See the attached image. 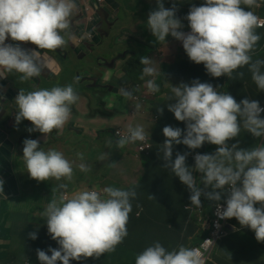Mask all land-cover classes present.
<instances>
[{"label":"clouds","instance_id":"clouds-1","mask_svg":"<svg viewBox=\"0 0 264 264\" xmlns=\"http://www.w3.org/2000/svg\"><path fill=\"white\" fill-rule=\"evenodd\" d=\"M104 1L94 0V3L99 8ZM155 2L156 7L149 11L146 21L148 30L157 41H165L166 35L181 41L187 57L194 63L202 62L207 74L217 77L220 84H225L234 70L246 65L256 88L264 90V59L253 60L251 55L260 39L255 29L264 25L260 22L261 17L250 10L264 5V0H204L199 6H191L187 12L188 32L179 30L183 25L175 15V6L166 8L162 0ZM76 8L77 0H0V78L15 72L20 74L18 79L23 82L39 77L45 70L58 75L61 68L48 52L67 43L65 35L70 34V21ZM97 11L90 15L85 29L90 21L97 26ZM7 39L31 42L36 47L25 49L19 44L6 42ZM139 60L143 65L141 78H153L148 79L146 85H134L138 97L145 95L137 103L147 102L151 93L159 91L151 58L140 56ZM224 86L227 89V85ZM120 93L124 97L132 96L128 89L121 88ZM171 93L170 99L174 98V102L166 106L175 120L184 122L185 127L183 130L171 125L162 127L165 137L162 143L163 166L170 168L189 189L190 205L197 208L196 212L203 210L201 200L207 203L208 199L220 201L222 194L227 193L223 208L217 204L218 217L228 218L225 237L227 224L235 217L241 226L253 231L258 242L264 241V116H261L264 105L255 99L237 101L227 91L219 92V86L213 87L212 83L201 82L198 78H193L191 84H176ZM77 99L72 84L19 90L15 95L18 109L15 121L18 124L26 119L31 122L28 131L48 134L68 122L70 106ZM135 107L138 109L140 105ZM99 117L97 120H101ZM242 128L253 137H261L262 143L252 148L238 147V141L229 144L228 141L237 137ZM116 129L112 130L114 136ZM120 129L126 131L119 138L115 136L120 147L128 143L135 146L134 142L144 141L148 132L139 124ZM205 142L217 147L212 153H195L191 166L185 162L187 153L177 152L173 158V145L183 144L188 149H197ZM22 143V157L30 178L37 181L72 179V161L62 152L53 148L44 150L34 138H25ZM76 156L81 161L84 158L80 152ZM77 167L82 172L89 171L83 162ZM194 172L201 175L197 177ZM201 183L208 191L199 186ZM2 186L3 179L0 178V192ZM67 187L64 183L59 185L60 189ZM135 196L134 187L105 186L99 190L78 191L71 196L61 194L58 200L52 199L40 217L58 247L49 246L47 252L37 248V260L40 264H57L58 261L59 264H71V261L114 251L127 236L131 199ZM257 202L259 206H254ZM28 235L31 239L37 238L36 232ZM196 245H179L176 249L166 250L159 241H154L136 255L135 264H205L204 253L194 248ZM213 250L206 264L210 263Z\"/></svg>","mask_w":264,"mask_h":264},{"label":"crops","instance_id":"crops-1","mask_svg":"<svg viewBox=\"0 0 264 264\" xmlns=\"http://www.w3.org/2000/svg\"><path fill=\"white\" fill-rule=\"evenodd\" d=\"M131 1L137 0H105L99 5V9L95 5L94 0H77V8L75 14L71 17L70 34L68 35L73 40L72 44L77 45V51H82L83 54L84 52L87 53L86 47L89 48L91 45L94 46V44L100 43L102 31L106 32L111 25L115 26L117 23H121V19L126 21L131 13V6L128 4ZM162 2L166 8L175 6V15L181 20L183 25L179 30L188 32L190 29L185 16L191 6H199L204 0H162ZM141 6L140 15H148L149 11L156 7V2L155 0H142ZM241 6L246 9L248 7L246 5ZM97 9V26L90 21L87 29H85L87 26L86 21L89 22L90 15L95 13ZM250 10L254 11L258 17L264 18V5ZM101 19L102 22H100ZM144 24H147L146 20ZM255 31L259 34L260 39L256 42V47L251 55L253 60L257 58L264 59V29L257 27ZM124 36L125 41L141 42L142 44L140 43L139 45L143 47L144 51L139 52L138 49L133 48L132 52L120 61L122 66H126L125 69L121 70L122 77L119 75L117 79H111L113 82H116V86L112 84V88L117 90H120L121 87L123 88L124 79L127 77L125 72L130 67V60H139L140 56L150 57V55L157 56L161 54L166 56L165 59L157 57V61L152 59V66L156 69L154 79L159 85V91L151 93V97L147 102L131 105L130 100L122 101L121 109L118 106L110 105L107 107L103 104L105 112L100 110L102 105L99 104V108L94 109L83 105L81 103L82 99L78 97L76 102L70 106V116L74 120L79 115L86 117L87 125L91 128L90 132L93 135L97 134V130L93 128V124L99 115H116L114 120H117L115 122L111 120L114 124L113 128L121 127L122 129H127L129 125L135 126L139 124L148 130L149 133L146 132V135L149 136L150 140L147 153L138 154L137 151L136 153H132V149H135V146L129 143L123 147L119 146L120 154L116 159L117 165H113L114 169L110 172L112 179L117 174L119 179L117 184H121V188L128 189L134 187L136 191L135 198L131 199L132 211L128 217L133 218L132 231L134 233L130 248L142 250L145 248L143 246H149L156 240L155 238H157L159 231L164 230L170 234L171 232L180 233L173 243L167 245L168 247L175 248L179 245L192 247L199 242L201 237L205 234L206 236L208 235L213 205L223 202L226 193L222 194L220 201L208 199L207 203L201 200L203 210L196 212L197 208L190 205L189 196L191 193L189 189L174 176L170 168L163 166L162 143L165 137L161 131L162 127L171 125L180 127L182 130L185 127L184 122L175 120L172 112L166 106L168 103L174 102V98L170 99L172 97L171 88L180 82L191 84L193 78H198L201 82L207 81L212 83L213 87L219 86V92L227 91L237 101L241 98L255 99L261 105H264V90L256 88L246 65L237 68L228 77L226 83H229V89L220 84L218 79L217 82H215L216 80H207L202 77L203 74L206 75L203 63L192 62L184 52L181 41L172 36L170 38L169 35H166L165 41H157L150 31L148 33L143 31L142 35L139 36L134 30H131L128 35L125 34ZM6 42L19 44L25 49H34L36 47L29 42L11 41L10 39H7ZM72 44H68L65 50H70ZM165 47L168 48V51L161 53L160 48ZM39 51L43 52L46 50ZM180 52L182 55L179 59ZM53 54L55 55L56 53ZM55 61L59 65H62L56 56ZM179 61H183L182 64L189 68L183 69V67L178 65ZM101 62L106 63L107 61L101 59ZM169 64H171L169 70L172 73H177L176 75H169L167 73L166 65ZM109 69L112 68L106 65L101 68L106 73V77L101 85L103 88L106 87L104 85L109 84L111 76ZM197 72L199 73L198 76L195 75ZM141 76L142 74H139L140 81L134 82V85L137 83H145L146 85V81L153 78L147 76L141 78ZM28 81L35 89L39 88L42 82L46 83L45 88H51L57 84L56 82L59 84L66 82L65 75L54 76L48 70L43 71L39 77H32ZM94 85H98V82L94 81ZM6 89H8V86L0 84V97L4 98ZM147 92L149 91L147 90ZM13 95L15 96L16 92L13 91ZM104 103L107 104L106 102ZM137 104L140 105L138 109L135 107ZM94 116L95 118H93ZM261 116H264V112ZM71 123H66L62 128L54 129L48 134H43L38 131H28L27 129L31 127V122L28 120L23 126L20 123L17 124L15 119L9 120L8 117L4 118L0 115V178L3 179L2 192H0V264H40L36 258L37 248L47 252L49 246L58 247L57 244L51 240L48 241V238L44 236L46 235L45 229L42 230V228L46 224L40 217L41 211L52 199L58 200L61 194L71 196L89 187L99 190L105 187L106 184L107 186L118 188L116 185H110L108 180L99 182L100 184L88 183V176L86 180H81L78 185L73 181V178L78 177L75 164L82 161L75 159L73 150L69 146L70 142L63 141V135L66 129L71 131L81 129L82 132L83 129L78 127L77 124L67 128L66 126ZM105 128L107 127H102V129ZM113 128H110V130ZM25 138L37 139L40 142V147L44 150L53 148L62 152L68 160L72 161V179L66 180L61 178L60 180H56L49 178L46 181H37L34 178H30L22 157V142ZM114 141L116 142L117 139ZM236 141H238V147L252 148L259 146L262 143V138L253 137L242 128L241 133L229 140L228 143L231 144ZM216 147V145L207 142L197 149H188L183 144H175L172 146L173 158L177 152L187 153L185 162L191 166L194 164L193 156L195 153H212ZM85 164L89 165L90 169V162L87 161ZM193 174L197 177L201 175L199 172H194ZM62 183L68 185L67 189L59 188V185ZM199 186L204 191H208V189H204L202 183ZM254 206H259V203L257 202ZM129 223L130 220L127 222V230ZM227 226L228 234L225 237V227V234L216 241L217 245L214 247L211 256L212 263L210 262L209 264H264V241L258 242L254 238L253 231L247 226H241L234 217L230 218ZM31 232L37 233L36 239L29 237L28 234ZM147 242L148 244H146ZM112 252L114 251H110L109 254L111 255ZM136 255L137 253L134 252L133 256L126 254L121 259L108 258L103 262L88 257L82 261H71V264H110L111 262L116 263L119 260L125 261L122 264H135ZM57 264H59V261Z\"/></svg>","mask_w":264,"mask_h":264},{"label":"rangeland","instance_id":"rangeland-1","mask_svg":"<svg viewBox=\"0 0 264 264\" xmlns=\"http://www.w3.org/2000/svg\"><path fill=\"white\" fill-rule=\"evenodd\" d=\"M141 2L142 0H137V1H131L128 4L131 6V13L129 18L124 21L121 19V23H117L111 30H109L108 35L100 41L99 44H95V47L93 49V52L85 53V55L82 53V51L76 56L72 48L70 47V50L66 51V54L64 53H59L62 57H60L58 54H55L57 60L63 65H61L63 72H65V80L66 82L64 84H59L56 82V85H66V84H72L73 88L75 91H81L83 88V85H81L77 80L79 77H83L84 75H89L91 70L96 67V61L97 57H103V58H110L113 56V54H119L122 53L125 49H130L132 50L133 48L138 49L139 52H143L144 49L143 47H140L141 42H132L131 40L125 41L124 40V35L127 34L131 31L134 30L136 34H139V36L142 35L143 31L148 33V25L144 24V21L147 18V15H140V10H141ZM142 20V21H141ZM144 20V21H143ZM146 35V34H145ZM148 35V34H147ZM171 38V35H169ZM149 42V41H145ZM144 42V44H145ZM142 44V43H141ZM168 51V48H160V52H165ZM82 54V55H81ZM68 55L71 56V60H68ZM81 55V57H80ZM181 52L179 54V59L181 58ZM157 58H163L165 59V55L158 54L157 56L155 55H150L151 60L154 59L157 61ZM132 62L135 63V71L139 74H142V68L143 65L140 63V60L132 59ZM117 65L116 69H109L112 74H115L117 77L121 75L122 73L121 70L125 69L126 65ZM164 73V72H162ZM64 75V73L59 72L58 76ZM125 75H127V71L125 72ZM26 83H22L19 86L24 90L25 86L28 87V91L34 90L32 84L28 81ZM138 80L137 82H139ZM8 84H10L8 82ZM113 85L116 86V82L112 83ZM46 83L42 82L41 86L39 88H45ZM134 87V82L129 76H127L124 79L123 82V88L128 89L132 92L131 97H124L121 95L120 90L119 93H113V96L108 97L105 102L108 104V106L113 105V106H118V108L121 109V102L122 101H129L131 105L134 103H137V94L133 90ZM122 88V87H121ZM120 88V89H121ZM95 89H89L88 91L91 93L92 98L88 99L90 102V106L94 109L99 108V103L97 102L96 98L94 97L93 90ZM7 92V90H6ZM15 92V91H14ZM101 93V92H100ZM6 95V94H5ZM4 95V97H5ZM111 95L110 93L107 94V96ZM14 96V95H13ZM15 97V96H14ZM0 99H3V97H0ZM1 101V100H0ZM81 103L83 105H86V102L84 99H82ZM13 108H15L13 106ZM107 109V108H106ZM18 110V109H17ZM100 110L102 112H105V108L102 105L100 107ZM108 110V109H107ZM94 111V110H93ZM16 115V110H13V115L9 114L8 119H15ZM74 120L72 116H70L68 122L66 123H71ZM117 119H113L112 121L115 122ZM26 119H22L19 123L22 124L23 126L26 123ZM113 122H108L104 120H97L96 123L93 124V128L98 130L102 129V127H107L108 129L113 128ZM87 119L83 115H79L77 119L74 120V124H77L78 127H81L83 129V132L81 129H77L76 131L74 130H65L64 135H63V141H69L70 148L73 150V155L75 159L80 160L77 156L76 153L80 152L83 153V160L82 162H90V169L87 172H82L80 169L77 167L78 164L81 162H77L75 164L76 167V173L78 177L73 178V181L76 182L78 185L81 180H86V177L88 176L89 179L87 180L88 183H95V184H100L99 182L106 181L108 180L110 182V185H116L118 188H121V184H117L119 182L117 174L115 175V178H111L110 172L114 169L113 165L116 164V159L118 158L120 154V147L119 145L114 141L116 140L113 131L112 130H106V131H100L97 132L98 134L93 135L91 131V128L88 127L87 125ZM96 124V125H95ZM95 125V126H94ZM70 125H67L66 127L68 128ZM124 126V124H123ZM121 127H117L116 130H119ZM137 149L133 148L132 153H136ZM139 154V153H138ZM81 161V160H80ZM89 167V165H88ZM102 187L101 185H99ZM107 186V184L105 185ZM88 189H92V187H89ZM85 189V190H88ZM235 219V217H234ZM236 220V219H235ZM237 221V220H236ZM109 252H106L104 254H101L99 257H92L93 259H97L99 262H103L104 259L102 257L108 255ZM211 258L210 261L211 262ZM212 263V262H211Z\"/></svg>","mask_w":264,"mask_h":264},{"label":"water","instance_id":"water-1","mask_svg":"<svg viewBox=\"0 0 264 264\" xmlns=\"http://www.w3.org/2000/svg\"><path fill=\"white\" fill-rule=\"evenodd\" d=\"M100 21H101V20H100ZM112 27H113V25H111V28H110L109 30H111ZM109 30L105 32V35L100 34V39H101V40L104 39L105 36L108 35ZM65 39L67 40V43H66L64 46H62V47H60V48H58V49H56V50H53V51L48 52V56H50L53 60H55V55H54V54L52 55L51 53H56V54H58L60 57H62V56L60 55L61 53L66 54L65 47H66L68 44H72L73 40H72V38H70L68 35H65ZM72 47H73V48H72ZM94 47H95V44H94V46L91 45L89 48H88V47H86V48H87L88 51L93 52ZM71 48H72L73 51H77V45L72 44V45H71ZM59 53H60V54H59ZM84 54H85V52H84ZM113 55H115V54H113ZM67 59H68V58H67ZM59 66H60V68H61V71H60V72H61V73H64L63 70H62L61 65H59ZM62 66H63V65H62ZM92 70H93V69H92ZM92 70H91V71H92ZM19 75H20L19 73H15V72H13V73H7V75H6L5 77L0 78V84H2V85H4V86H8V89H6L7 92H6L5 97H4L3 99H1V101H0V115H1L2 117H4V118H7V117H8V116H7L8 114H9V116H10V115H13V110H14V109L17 111V106H16V104H15V97L13 96V91H15L16 94H17V92H18L19 90H22V88H21L19 85H20V84L22 85L23 82L27 84V81H23V82L19 81V79H18ZM86 81H87V79H82V80H80L79 83H80L81 85H83V88L81 89V91H75V92L78 94V97H79L80 99H84V100H85V102H86V106H90V102H89V100H88V99H89V91H88V90L91 89V86H86ZM8 82H9L10 84H8ZM24 91H28V87H27V86H25ZM13 106H14L15 108H13ZM97 119H98V117L94 120L95 123L97 122ZM99 119H101V120H105V121H109V117H108V116H100ZM11 120H13V119H11ZM72 125H74V122H72V123L70 124V126H72ZM70 126H69V127H70Z\"/></svg>","mask_w":264,"mask_h":264},{"label":"trees","instance_id":"trees-1","mask_svg":"<svg viewBox=\"0 0 264 264\" xmlns=\"http://www.w3.org/2000/svg\"><path fill=\"white\" fill-rule=\"evenodd\" d=\"M182 63H183V61H179L178 65L183 67V69L189 68V67H185ZM129 65H130V67H129L128 71H127V74L129 76V78H131L133 80V82H137L140 79H139V74L135 71V63L132 62V60H130ZM166 68H167V73L169 75H172V74L176 75L177 74V73H172V71L169 70V68H171V64L166 65ZM198 74L199 73L197 72L195 75L198 76ZM205 74L206 75L203 74L202 77L206 78L207 80L208 79H211L212 81L216 80L215 82H217V77H211L209 74H207V72H205ZM64 75H65V72H64ZM227 81H228V77L226 79V82ZM225 84L227 85V89H229V83L228 84L225 83ZM225 84H223V85H225ZM132 219L133 218H128V222L130 220V223H129V228L127 230V236L124 237V239H123V241L121 243L116 245L115 250H114V252H112L111 255L108 254V255L102 257L104 260L108 259V258H112V259L120 258L121 259V257L125 256L126 254L129 255V256H133L134 252L138 254L144 249L143 248L142 250H137V248H135V249L130 248V246L132 245V238H133V235H134V233L132 231V229H133ZM44 229H45V234L47 235V236L46 235H44V236L46 238H48V241L51 240L55 244H57L56 241H54V240H52L50 238V234L47 233L46 225L42 228V230H44ZM41 233L44 234L43 232H41ZM179 235H180V233H177V232H171V234H170V233H166L165 230L164 231H159L157 238H155L156 239L155 241H159L162 244V246H164L166 248V250H173V249H176L177 247L170 248L167 245L173 243V241L176 238H178ZM205 236H206V234L203 237H201V239L199 241H201ZM146 244H148V242ZM147 246H143V247H147ZM52 247H54V246H52ZM124 262L125 261L119 260L116 263H112L111 262L110 264H122Z\"/></svg>","mask_w":264,"mask_h":264},{"label":"flooded vegetation","instance_id":"flooded-vegetation-1","mask_svg":"<svg viewBox=\"0 0 264 264\" xmlns=\"http://www.w3.org/2000/svg\"><path fill=\"white\" fill-rule=\"evenodd\" d=\"M110 24V23H109ZM114 26V25H113ZM111 28V27H110ZM108 28V29H110ZM113 28V27H112ZM101 34L105 35V32L102 31ZM133 40H135L134 37H132ZM101 41V40H100ZM27 43V42H25ZM31 43V42H29ZM86 45V44H85ZM73 48V47H72ZM136 49V48H135ZM73 51V50H72ZM90 51H87V53H89ZM130 52H132L130 49H125L124 48V51L122 53H119V54H115L113 56H111L110 58H103V57H97V61H96V67L97 68H94L89 75H84L83 77H79V79L77 80L78 82L82 79H87L86 81V86H91V89L95 87V89L93 90V93H94V97L98 100V103L100 105H103L104 106H107L104 102L105 100L108 98V97H111L113 96V93H119V89H115V88H112V83L113 81L111 79H117V76L115 74H112L111 71H110V80H109V84L107 85H104L106 87H101L102 83H103V80L104 78L106 77V73L103 72V70H101L102 66L106 65L108 67H111L113 70L116 69L117 65H121V60L127 55L129 54ZM73 53L78 56V54L80 53V51H73ZM53 55V53H51ZM85 55V54H84ZM81 57V55H80ZM101 59L104 60V61H107L106 63H103L101 62ZM113 59V61H111ZM115 59V60H114ZM68 60H71V56L68 55ZM94 81L98 82V85H94ZM102 88H103V92H102ZM103 94H101V93ZM110 93L111 95L107 96V94ZM89 98H92L91 96V93H89ZM100 116H106V115H100ZM109 116V121L113 120L116 115H107ZM106 131V130H110L108 128H105V129H98L96 131L100 133V131ZM113 130V129H112Z\"/></svg>","mask_w":264,"mask_h":264},{"label":"built area","instance_id":"built-area-1","mask_svg":"<svg viewBox=\"0 0 264 264\" xmlns=\"http://www.w3.org/2000/svg\"><path fill=\"white\" fill-rule=\"evenodd\" d=\"M102 0H98V2H101ZM260 22L262 25H264V18H259ZM260 28L264 29V26H261ZM145 95H142V97L137 96V101L141 100L144 98ZM126 131L124 130H115V136L120 137L121 135L125 134ZM145 140L144 141H136L135 146L137 150L140 153H146L147 149L149 147V137L145 135ZM227 196V193H226ZM223 208L224 202L217 203ZM217 204L213 207V212H212V217H211V222H210V233L209 235L198 245H196L194 248L200 249L204 253V258H205V264L208 261V258L213 250V247L218 240V238H221L225 234V227L227 223L228 218L220 219L217 215ZM226 235V234H225Z\"/></svg>","mask_w":264,"mask_h":264}]
</instances>
